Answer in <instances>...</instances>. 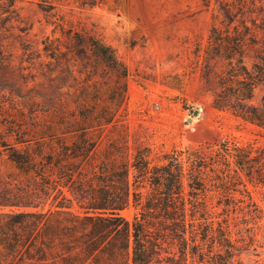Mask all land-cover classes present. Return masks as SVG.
<instances>
[{"label": "trees", "instance_id": "trees-1", "mask_svg": "<svg viewBox=\"0 0 264 264\" xmlns=\"http://www.w3.org/2000/svg\"><path fill=\"white\" fill-rule=\"evenodd\" d=\"M215 1L220 24L196 53L202 89L215 109L264 136V0ZM46 2L39 7L52 17L55 6ZM24 22L15 0H0V34L17 23L25 54L49 81L72 74L77 58L89 73L106 67L127 76L102 38L63 29V39L48 36L42 51H32ZM83 100L58 99V111L27 127L0 121L7 168L0 169V264H246L249 252L257 257L252 264H264V208L250 189L264 193L263 146L224 141L174 149L154 163L148 147L130 153L127 131L119 139L105 134L124 128L115 111H95ZM72 103L78 111L66 114ZM131 205L132 221L121 214Z\"/></svg>", "mask_w": 264, "mask_h": 264}, {"label": "rangeland", "instance_id": "rangeland-1", "mask_svg": "<svg viewBox=\"0 0 264 264\" xmlns=\"http://www.w3.org/2000/svg\"><path fill=\"white\" fill-rule=\"evenodd\" d=\"M15 1L25 21L22 25L30 28L22 37L32 51H42L48 36L63 39V29L86 31L116 50L128 74L123 77L106 67L89 73L77 58L72 74L57 72L51 82L42 74L39 61L25 54L17 23H7L0 34V52L6 60L0 63L3 123L27 127L58 111V99L81 97L95 111H115L124 128L111 133L106 129L105 134L119 139L127 131L130 153L136 145L148 147L154 163L174 149L218 148L224 141L228 146L264 147V136L255 127L215 109L212 94L202 89L196 53L207 45L213 24H220L215 0L209 6L203 0H97L95 5L84 0H47L45 4L55 6L52 17L41 11L42 0ZM54 89L60 97L54 96ZM261 95L258 91L257 97ZM75 110L74 103L65 109L66 114ZM0 169L3 173L7 168L1 163ZM130 178L134 180L133 175ZM250 189L264 208V193ZM121 214L132 221L136 208L131 205ZM258 253L264 257L263 248ZM243 258L246 264L257 259L253 252Z\"/></svg>", "mask_w": 264, "mask_h": 264}, {"label": "water", "instance_id": "water-1", "mask_svg": "<svg viewBox=\"0 0 264 264\" xmlns=\"http://www.w3.org/2000/svg\"><path fill=\"white\" fill-rule=\"evenodd\" d=\"M194 114H195L196 116H198V115H199V110H196V111L194 112Z\"/></svg>", "mask_w": 264, "mask_h": 264}]
</instances>
